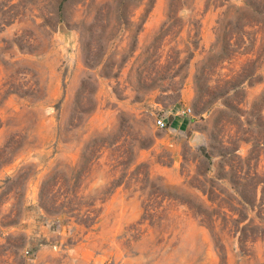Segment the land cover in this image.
Masks as SVG:
<instances>
[{
	"label": "rangeland",
	"instance_id": "rangeland-1",
	"mask_svg": "<svg viewBox=\"0 0 264 264\" xmlns=\"http://www.w3.org/2000/svg\"><path fill=\"white\" fill-rule=\"evenodd\" d=\"M249 1L0 0V264H264Z\"/></svg>",
	"mask_w": 264,
	"mask_h": 264
},
{
	"label": "built area",
	"instance_id": "built-area-1",
	"mask_svg": "<svg viewBox=\"0 0 264 264\" xmlns=\"http://www.w3.org/2000/svg\"><path fill=\"white\" fill-rule=\"evenodd\" d=\"M185 113H189L191 112V109L190 108H187L186 110H184ZM157 126L158 127H161V128H164L167 126V121L165 120L164 117H159L157 118Z\"/></svg>",
	"mask_w": 264,
	"mask_h": 264
},
{
	"label": "trees",
	"instance_id": "trees-1",
	"mask_svg": "<svg viewBox=\"0 0 264 264\" xmlns=\"http://www.w3.org/2000/svg\"><path fill=\"white\" fill-rule=\"evenodd\" d=\"M245 4H246L247 6H251V4H250V1H249V0H245Z\"/></svg>",
	"mask_w": 264,
	"mask_h": 264
}]
</instances>
